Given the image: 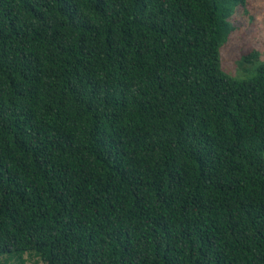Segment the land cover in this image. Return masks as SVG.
<instances>
[{
	"label": "trees",
	"instance_id": "16d2710c",
	"mask_svg": "<svg viewBox=\"0 0 264 264\" xmlns=\"http://www.w3.org/2000/svg\"><path fill=\"white\" fill-rule=\"evenodd\" d=\"M246 3L0 0V264H264Z\"/></svg>",
	"mask_w": 264,
	"mask_h": 264
},
{
	"label": "rangeland",
	"instance_id": "374dc122",
	"mask_svg": "<svg viewBox=\"0 0 264 264\" xmlns=\"http://www.w3.org/2000/svg\"><path fill=\"white\" fill-rule=\"evenodd\" d=\"M242 8L231 17L237 27L221 53L223 69L238 80L254 76L264 64V0H247ZM27 264L43 262L30 259Z\"/></svg>",
	"mask_w": 264,
	"mask_h": 264
}]
</instances>
